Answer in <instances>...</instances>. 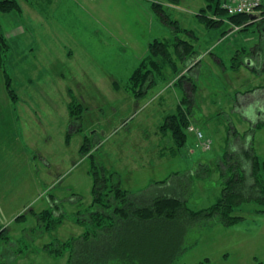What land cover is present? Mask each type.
Wrapping results in <instances>:
<instances>
[{
    "label": "rangeland",
    "instance_id": "obj_1",
    "mask_svg": "<svg viewBox=\"0 0 264 264\" xmlns=\"http://www.w3.org/2000/svg\"><path fill=\"white\" fill-rule=\"evenodd\" d=\"M152 4L163 9L166 19ZM82 8L78 9V31L84 29L81 40L77 34L76 51L52 68L46 96L40 92L39 98L23 100L24 105L18 106L22 125L14 159L18 168L14 166L13 177L8 168L0 171V228L6 229L0 237V264L66 263L67 254L51 256L43 247L83 233L82 225L72 223L69 216L83 214L91 205L92 167L103 171L108 185L135 193L177 172L192 173L198 163L206 164L210 175L204 181L194 180L188 208L208 209L223 191L217 160L223 159L229 143H244L252 129L241 118L236 100L240 92L263 80L262 73L244 68V56H251L258 45V23L249 20L235 25L226 16L209 14L204 0H83ZM207 21L215 24L208 27ZM178 40L193 45V62L179 59ZM166 43L173 63L155 72L156 85L145 97L135 98L129 91L131 76L140 68L155 69L150 63L157 58V44ZM259 48H264L263 42ZM16 57L6 54L11 87L28 94L18 84L22 80L28 84L30 79L36 89L40 78H34L24 62L13 67ZM171 64L179 69L173 80L168 79L173 76ZM72 99L83 110L82 131L66 143L67 104ZM178 106L190 109V125L210 138V151L197 148L198 140L188 131L185 147L175 151L170 134L160 131ZM84 136H91L90 158L80 154ZM250 144L264 163V125L254 128ZM50 201L58 202L63 219L56 229L45 231L32 212L50 208ZM22 214L24 220L15 221ZM233 215L242 221L194 233L195 245L175 264H264V204L244 203ZM54 216L52 223L58 224Z\"/></svg>",
    "mask_w": 264,
    "mask_h": 264
},
{
    "label": "trees",
    "instance_id": "obj_2",
    "mask_svg": "<svg viewBox=\"0 0 264 264\" xmlns=\"http://www.w3.org/2000/svg\"><path fill=\"white\" fill-rule=\"evenodd\" d=\"M168 1L175 3L178 0ZM204 2V10L209 14L226 16L235 25L245 24L251 20L248 15L228 16L221 9L220 0H204ZM151 6L156 13L166 19L159 5ZM258 10L263 12V15L259 16L263 19V0ZM20 11L17 0H0V14L20 13ZM260 23H264V19ZM207 24L206 26L211 27L215 23ZM257 26L260 24L258 23ZM157 46H159L158 52L154 53L157 54L158 59L150 63L155 68L154 71L140 68L129 80V91L135 98L145 97L156 85L155 72L173 63V57L168 50L170 45L166 43ZM176 46L179 59L186 58L187 63L193 60L194 51L190 42L178 40ZM7 52L8 45L0 34V70L4 76L7 93L14 100L17 96L11 88V79L5 66ZM246 58L248 56H244V62ZM171 65L174 69L173 76L168 79L173 80L179 69L174 64ZM261 68V72L264 73V62ZM114 88L119 90L117 84H114ZM187 109L189 111H186ZM177 110L175 114L165 118L159 129L163 134H170L174 149L179 152L185 147L188 127L192 126L190 125L192 114L189 108L183 109L182 106H178ZM82 113L81 105L75 100L72 99L67 104L69 128L66 143L74 133L82 131ZM252 129L245 134L247 140L244 143L238 142L237 145L229 143L224 150L226 153L223 159L217 160V169L223 185L222 195L211 207L200 211L189 209L188 201L193 196L194 180L204 181L210 175V169L206 164L198 163L195 169L190 171L192 173L177 172L173 178L169 177L135 193L122 189L120 185H108V179L103 171L100 172L92 167L91 205L83 214L78 212L69 216L72 223L82 225L83 233L71 240L49 242L44 245V251L48 255L60 258L67 254L65 264H175L195 245L191 240L194 233H199L215 224L228 227L239 223L242 218L234 216L233 213L244 203L257 201L259 204H264L262 178L264 163L260 162V158L251 147L250 140L253 138L254 127ZM95 133H91V136ZM91 136H84L80 148V154L87 158L92 157L89 144ZM210 142L211 147L207 151L212 149V141ZM234 154H240L242 158H235ZM53 213H56L57 216L54 217L59 219L58 224L52 223ZM32 214L45 231L56 229L63 219V212L59 211L57 201L55 203L50 201V208ZM24 217L23 214L19 215L15 221H22ZM5 232L6 229L0 228V237Z\"/></svg>",
    "mask_w": 264,
    "mask_h": 264
},
{
    "label": "crops",
    "instance_id": "obj_3",
    "mask_svg": "<svg viewBox=\"0 0 264 264\" xmlns=\"http://www.w3.org/2000/svg\"><path fill=\"white\" fill-rule=\"evenodd\" d=\"M17 1L21 8L20 13L0 14V34L8 45L7 53L17 56L15 58L16 64L13 67L24 62L23 65L26 68L31 67L34 78H40L38 80L40 82L34 89L30 79L28 84L25 82L23 84L22 80L21 84H18L19 90L24 91L27 88L28 94L23 92L20 94L13 90L17 96L13 100L7 93L4 76L0 70V171L8 168L11 172L10 177L14 176V166L18 168V163L14 162L15 152L19 153L17 144L19 130L22 126L18 120V118L20 119L18 106L24 105L23 100L39 98L40 92L41 95L46 96L45 89L50 86L48 80L52 79L49 75L54 73L51 72L53 71L52 68L63 57L68 58V53L75 50L73 48L77 49V34L80 32L81 40L84 29L78 31L79 20L77 17L80 16L78 9L81 10L83 7V0ZM66 1H69V4ZM257 13L259 16L263 15L262 11L258 10ZM263 19L259 18L258 21H255L260 23ZM67 24L75 32H68ZM262 27H264L263 23L258 26L260 31L257 39L258 45L250 53L251 56L245 59L246 65L244 66L245 69L252 72L260 71L259 73H262L263 77L262 83L249 91L240 92L236 100V108L239 109L241 118L249 122L252 128L264 125V73L261 72V65L264 62V48H259V44L264 43V29ZM26 59L29 61L26 62ZM51 60L54 62L53 66ZM56 72L60 71L56 70ZM57 76L60 77L61 75L58 74ZM58 77L55 79L59 82L60 78ZM10 79L12 81L13 77L10 76Z\"/></svg>",
    "mask_w": 264,
    "mask_h": 264
},
{
    "label": "built area",
    "instance_id": "obj_4",
    "mask_svg": "<svg viewBox=\"0 0 264 264\" xmlns=\"http://www.w3.org/2000/svg\"><path fill=\"white\" fill-rule=\"evenodd\" d=\"M261 5V0H220L221 9L228 15H253ZM189 132H193L198 146L207 151L211 147L209 139L205 138L202 132L193 126L188 127Z\"/></svg>",
    "mask_w": 264,
    "mask_h": 264
},
{
    "label": "water",
    "instance_id": "obj_5",
    "mask_svg": "<svg viewBox=\"0 0 264 264\" xmlns=\"http://www.w3.org/2000/svg\"><path fill=\"white\" fill-rule=\"evenodd\" d=\"M248 17H249V19H253V18H255L254 15H250V16H248Z\"/></svg>",
    "mask_w": 264,
    "mask_h": 264
}]
</instances>
